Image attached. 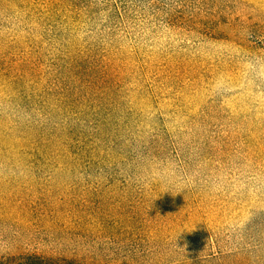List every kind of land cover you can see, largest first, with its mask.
Instances as JSON below:
<instances>
[{
  "label": "rangeland",
  "instance_id": "1",
  "mask_svg": "<svg viewBox=\"0 0 264 264\" xmlns=\"http://www.w3.org/2000/svg\"><path fill=\"white\" fill-rule=\"evenodd\" d=\"M42 262L264 264V0H0V264Z\"/></svg>",
  "mask_w": 264,
  "mask_h": 264
},
{
  "label": "trees",
  "instance_id": "2",
  "mask_svg": "<svg viewBox=\"0 0 264 264\" xmlns=\"http://www.w3.org/2000/svg\"><path fill=\"white\" fill-rule=\"evenodd\" d=\"M51 257H53V256H51ZM68 258V257H67ZM67 258H65V257H60V259H59V256H58V258L57 259H55V260H52V261H58L59 262V260H63L64 262H69V260H67ZM39 260H43V259H45V258H38ZM46 259H48V258H46ZM34 264H45L44 262H42V263H34Z\"/></svg>",
  "mask_w": 264,
  "mask_h": 264
}]
</instances>
